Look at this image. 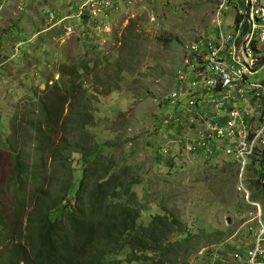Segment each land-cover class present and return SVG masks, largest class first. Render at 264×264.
Instances as JSON below:
<instances>
[{
	"label": "rangeland",
	"instance_id": "374dc122",
	"mask_svg": "<svg viewBox=\"0 0 264 264\" xmlns=\"http://www.w3.org/2000/svg\"><path fill=\"white\" fill-rule=\"evenodd\" d=\"M57 1L33 0L25 8L20 0L0 4V187L8 185L17 154L36 168L28 189L0 192L5 209L22 200L31 212L39 200L35 197H42L41 188L49 190L63 177V161L78 162L72 165L79 167L82 154L99 163L110 158L141 177L133 190L151 207L141 213V222L163 213L166 200L186 224L189 242L175 264H210L217 249L223 255L220 264H245L241 245L252 222L236 188V165L225 169L227 157L221 158V150L217 160L193 158L175 139V130L164 125L171 114L167 97L175 87L176 71L192 40L216 33L219 0H135L130 7L122 1L125 9L109 18L106 30L94 27L92 46L82 42L73 21L56 19L66 5ZM70 11L69 16L76 14L78 6ZM234 17L230 9L224 23ZM257 77L264 79V65ZM53 91L60 95L58 107L46 102ZM46 103L63 107L57 130L33 127ZM92 147L96 153H84ZM256 198L264 205L263 192Z\"/></svg>",
	"mask_w": 264,
	"mask_h": 264
},
{
	"label": "trees",
	"instance_id": "16d2710c",
	"mask_svg": "<svg viewBox=\"0 0 264 264\" xmlns=\"http://www.w3.org/2000/svg\"><path fill=\"white\" fill-rule=\"evenodd\" d=\"M56 96L60 97L56 91L46 95V102L54 101L58 107ZM65 101L62 96V106ZM71 106L72 103L69 109ZM52 108L55 107L44 104L41 120L33 127L40 131L42 126L57 130L63 107L48 115ZM81 115L85 117L86 111ZM88 151L84 153H96L97 148ZM81 158L79 167L72 165L78 162L67 158L59 163L66 172L49 185L48 192L43 188L38 190L42 197H35L39 200L31 212L22 200L14 202L10 211L0 201V264H175L185 254L183 248L190 235L178 212L170 210L163 200V213L152 215L147 223L141 222V213L150 212L151 207L142 203L143 198L133 190L142 181L140 175L133 176L129 166L114 159L99 163L88 154H82ZM14 160L8 185L1 184L0 192H7L9 187L19 193L35 181L36 172L24 162L25 158L17 154ZM233 164L228 163L224 168H232ZM253 183L255 193H262L258 182ZM50 200L52 206L50 203L48 206ZM25 219L26 225H22ZM110 237L113 238L109 241ZM247 259L246 254L245 264Z\"/></svg>",
	"mask_w": 264,
	"mask_h": 264
},
{
	"label": "built area",
	"instance_id": "2783aa9c",
	"mask_svg": "<svg viewBox=\"0 0 264 264\" xmlns=\"http://www.w3.org/2000/svg\"><path fill=\"white\" fill-rule=\"evenodd\" d=\"M218 6H231L235 17L226 25L218 13L217 35L190 42L191 52L176 71L175 87L167 97L171 114L166 126L175 130V139L193 158L213 160L221 150L238 164L236 188L252 222L250 237L241 246L248 264H264V205L252 197L246 183L250 172H245L264 164V79L255 77L264 65V0H222ZM118 10L114 0H86L78 17L88 16L91 25ZM220 257L215 250L210 264H220Z\"/></svg>",
	"mask_w": 264,
	"mask_h": 264
},
{
	"label": "bare ground",
	"instance_id": "6f19581e",
	"mask_svg": "<svg viewBox=\"0 0 264 264\" xmlns=\"http://www.w3.org/2000/svg\"><path fill=\"white\" fill-rule=\"evenodd\" d=\"M35 1V0H34ZM73 1V0H72ZM75 2H76V4H77V6H78V12L80 11V3H83L84 1H86V0H74ZM116 3H118V5H119V10L117 11V12H112V13H110V14H107L106 16H102V17H100V18H98V19H96V20H93L92 21V24L91 25H89L88 24V21H89V19H88V16H84L83 18H79L78 17V12H76V14H73L70 18L72 19L73 18V20H70V21H73L74 22V25L76 26V28H79V30H81L80 32H81V40H82V42H87V43H89L88 45L89 46H92V44H94V39H95V37H94V34L92 33L93 32V30H94V27L98 24V25H100L101 26V28L102 29H104V30H106L107 28H108V26L112 23V21L109 19V18H114L117 14H119V12H121V10L123 11V9H125V6H121V2L122 1H124L125 2V5L127 6V7H130V6H132L133 4H134V2H135V0H114ZM5 2V1H4ZM29 2V1H28ZM32 2V1H31ZM36 2H37V0H36ZM59 2V1H58ZM67 2H69L68 0H67ZM220 2H222V0H219V3ZM14 3V2H13ZM33 3V2H32ZM43 3H45V2H43ZM70 3H72V4H74V2H70ZM31 4V3H30ZM36 4V3H35ZM39 4H41L40 2H39ZM68 4V3H67ZM50 5V4H49ZM59 5V4H58ZM62 5V4H61ZM4 6V5H3ZM10 7H11V5H9ZM8 6V7H9ZM15 6V5H14ZM39 6V5H38ZM72 6V5H71ZM21 7V6H20ZM20 7H18V9L20 8ZM28 7V6H27ZM36 7V6H35ZM40 7V6H39ZM38 7V8H39ZM57 7V6H56ZM61 7V6H60ZM13 8H15V7H13ZM22 8V7H21ZM20 8V9H21ZM41 8V7H40ZM50 8H52V7H50ZM54 8V7H53ZM59 8V7H58ZM71 8V7H70ZM17 9V8H16ZM19 9V10H20ZM42 9V8H41ZM60 9V8H59ZM59 9H57V10H59ZM230 9H232V7L230 6V7H226V9H223V10H220L219 9V6H217V14L218 13H222V19L224 18V16L227 14V12L230 10ZM18 10V11H19ZM22 11V10H21ZM25 11V10H24ZM36 11V10H35ZM38 11V10H37ZM41 11V10H40ZM50 11V10H49ZM39 12V11H38ZM61 12V11H60ZM126 12V11H125ZM124 12V13H125ZM21 13H23V12H21ZM33 13V12H32ZM44 13V12H43ZM69 13V12H68ZM26 14H28V13H26ZM35 14V13H34ZM114 16V17H113ZM152 17V20H155V15H152L151 16ZM21 18V17H20ZM57 19V18H56ZM18 20V19H17ZM61 23L63 22V21H61V20H59ZM18 22V21H17ZM54 22V21H53ZM47 24V23H46ZM118 24V23H117ZM48 26V25H47ZM46 26V27H47ZM82 27V28H81ZM69 28L70 27H67V28H65L66 29V31L67 30H69ZM81 28V29H80ZM71 29V28H70ZM248 29H249V27H247V28H245V30L246 31H248ZM216 33L215 34H211V37H215L216 35H217V33H218V28L216 27ZM69 32H72V29H71V31L69 30ZM80 32H79V34H80ZM122 34H123V32H122ZM210 36H204V37H200V38H198V39H195V40H198V41H201V40H205V39H207V38H211ZM242 41V40H241ZM240 41V42H241ZM244 41V40H243ZM99 43V42H98ZM190 45V44H189ZM97 46H95L94 48H96ZM187 48H189V50H190V47L188 46ZM191 52V51H190ZM184 59H185V57L183 58V60H182V62H181V64L180 65H182L183 64V62H184ZM255 77H257V74L255 75ZM174 84L176 83V81H177V79H176V76H174ZM170 118V114H169V116L164 120V125H166V122H167V120ZM3 123V122H2ZM2 125V124H1ZM180 143V142H179ZM177 145V144H176ZM29 150V149H28ZM30 150H31V148H30ZM26 151V150H25ZM27 154V153H26ZM215 154H216V156H215ZM215 154H214V156L216 157H214L215 158V160H217L218 158H219V150H217L216 152H215ZM29 155H31V154H29ZM34 156V155H33ZM29 159H30V157H29ZM37 164V163H36ZM33 169H36V168H33ZM85 169V168H84ZM84 169H82V170H84ZM264 169V164H261V165H257V166H255L253 169L252 168H248V169H246V171L245 172H250V173H252L253 174V180L254 181H256V182H258V184H259V188L260 189H264V187H263V185L264 184H262V182H263V179H262V170ZM37 171V170H36ZM244 172V173H245ZM239 173H240V171H239ZM40 174V173H39ZM89 174V173H88ZM32 175V174H31ZM86 175V174H85ZM90 175V174H89ZM90 177V176H89ZM32 178V177H31ZM93 179V178H92ZM95 179V178H94ZM238 179V178H237ZM91 181V180H90ZM92 181H94V180H92ZM31 182V181H30ZM42 182H44V180L42 181ZM87 182V181H86ZM85 182V183H86ZM33 184H34V182H32ZM37 183H39V182H37ZM84 183V184H85ZM31 184V183H30ZM95 184V183H94ZM38 185V184H37ZM27 186V185H26ZM32 187H33V185H31ZM88 186V185H87ZM86 186V187H87ZM93 186V185H92ZM95 186H96V184H95ZM95 186H93V187H95ZM92 187V188H93ZM27 189H28V187H26ZM91 188V187H90ZM91 188V189H92ZM31 189V188H30ZM34 189V188H33ZM91 189H89L88 188V190H90L91 191ZM45 191H47L48 192V190H46L45 189ZM85 191H86V189H85ZM90 191H88L89 193H91ZM28 192V191H27ZM34 193H36V192H34ZM84 194H85V192H83ZM32 194H30L29 196H31ZM53 194L51 193V196H52ZM54 196V195H53ZM53 201V200H52ZM245 202V201H244ZM49 203H50V206H52L51 204L53 203H51V200L48 202V206H49ZM39 205V204H38ZM32 206V205H31ZM37 207V206H36ZM54 207V206H53ZM52 208V207H51ZM36 209H38V208H36ZM39 210V209H38ZM47 213V212H46ZM21 214V213H20ZM17 215H19V214H17ZM13 216V215H12ZM19 216H21V215H19ZM67 231V230H66ZM246 236V235H245ZM250 237V235H247V239ZM25 238H26V236H25ZM113 238V237H112ZM111 237L109 238V241H110V239H112ZM105 238H103V240H104ZM102 240V239H101ZM108 240V239H107ZM99 241V240H98ZM81 243L80 241H76V243ZM100 242V241H99ZM102 242V241H101ZM75 243V244H76ZM98 243V242H97ZM101 244V243H100ZM104 244V243H103ZM77 245H79L80 246V244H77ZM82 246V245H81ZM87 246V245H86ZM99 246V245H98ZM98 246H96V247H98ZM102 245H100L99 247H101ZM75 247V245L73 246V248ZM102 248V247H101ZM86 249V248H85ZM97 249V248H96ZM78 250V249H77ZM83 250V249H82ZM87 251V250H86ZM96 251V250H95ZM73 252V251H72ZM76 252H78V251H76ZM73 254H75V251H74V253ZM80 256L82 255V254H80V253H78ZM77 254V255H78Z\"/></svg>",
	"mask_w": 264,
	"mask_h": 264
},
{
	"label": "crops",
	"instance_id": "0c3cea01",
	"mask_svg": "<svg viewBox=\"0 0 264 264\" xmlns=\"http://www.w3.org/2000/svg\"><path fill=\"white\" fill-rule=\"evenodd\" d=\"M28 1H30L29 3H28ZM31 1H33V0H20V3H21V5H23L24 6V8H25V6L26 5H28V4H30L31 3ZM45 1H48V0H37V2H36V0L34 1L36 4L37 3H41V2H45ZM53 2H58L57 0H52ZM60 1H66V5H65V8L60 12V13H58V15H59V18H57L58 20H61V21H63V22H65V21H67V20H71V16H69V14L71 13V11H70V7H72L74 4H76V2L73 0H68L69 2H67V0H60ZM1 2H3V0H0V4H1ZM70 2H74V4H72V3H70ZM50 4L52 3L51 1L49 2ZM68 3V4H67ZM59 4V3H58ZM72 5V6H71ZM77 5V4H76ZM69 12V13H68ZM233 12V11H232ZM65 13H68V14H65ZM66 28V27H65ZM21 41V40H20ZM1 42H3V41H1ZM17 45V44H16ZM13 47H15V46H13ZM12 49V48H11ZM13 51V50H12ZM243 239L245 240V239H247V235L246 236H244L243 237Z\"/></svg>",
	"mask_w": 264,
	"mask_h": 264
},
{
	"label": "clouds",
	"instance_id": "9594fccd",
	"mask_svg": "<svg viewBox=\"0 0 264 264\" xmlns=\"http://www.w3.org/2000/svg\"><path fill=\"white\" fill-rule=\"evenodd\" d=\"M227 156H223L221 158H226ZM227 160V163H235L236 164V173L239 171V168H238V164L235 162V161H232V158L230 157H227L226 158ZM253 177L251 178V175H249V178H248V181H246V183L248 182V185L251 192H252V197L257 199L256 196L254 195V193L256 192V189L254 188V183H253ZM236 182H237V179H236ZM260 189V188H259ZM263 190L262 192H264V189H260V191ZM247 206V205H246ZM246 216V215H245ZM242 247V246H241Z\"/></svg>",
	"mask_w": 264,
	"mask_h": 264
},
{
	"label": "water",
	"instance_id": "95a60500",
	"mask_svg": "<svg viewBox=\"0 0 264 264\" xmlns=\"http://www.w3.org/2000/svg\"><path fill=\"white\" fill-rule=\"evenodd\" d=\"M243 43V40L241 42H239V44H242Z\"/></svg>",
	"mask_w": 264,
	"mask_h": 264
},
{
	"label": "flooded vegetation",
	"instance_id": "af4514ba",
	"mask_svg": "<svg viewBox=\"0 0 264 264\" xmlns=\"http://www.w3.org/2000/svg\"><path fill=\"white\" fill-rule=\"evenodd\" d=\"M219 4V3H218ZM218 6V5H217Z\"/></svg>",
	"mask_w": 264,
	"mask_h": 264
}]
</instances>
